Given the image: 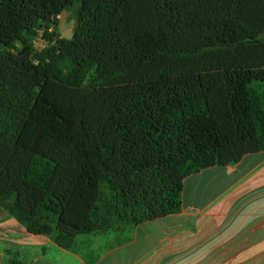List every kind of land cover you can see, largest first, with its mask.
<instances>
[{"label":"trees","instance_id":"1","mask_svg":"<svg viewBox=\"0 0 264 264\" xmlns=\"http://www.w3.org/2000/svg\"><path fill=\"white\" fill-rule=\"evenodd\" d=\"M261 152L264 0H0V207L28 233L179 214L188 177Z\"/></svg>","mask_w":264,"mask_h":264},{"label":"crops","instance_id":"2","mask_svg":"<svg viewBox=\"0 0 264 264\" xmlns=\"http://www.w3.org/2000/svg\"><path fill=\"white\" fill-rule=\"evenodd\" d=\"M14 257L26 264H264V152L188 177L179 214L80 235L71 249L28 233L0 209V264Z\"/></svg>","mask_w":264,"mask_h":264},{"label":"rangeland","instance_id":"3","mask_svg":"<svg viewBox=\"0 0 264 264\" xmlns=\"http://www.w3.org/2000/svg\"><path fill=\"white\" fill-rule=\"evenodd\" d=\"M63 21H64L63 25H62L63 31L67 34H74V32L77 28L76 19L73 18V16L68 13L63 17ZM35 44L38 46L39 49H42V46L46 45L45 41H43V39H42V36L37 37V39L35 40ZM215 178H218V180H221L219 177H215ZM222 184H221V186L223 187ZM222 187H220V188L222 189ZM0 209H2V211H5L1 207H0ZM6 213L8 214V212H6Z\"/></svg>","mask_w":264,"mask_h":264},{"label":"water","instance_id":"4","mask_svg":"<svg viewBox=\"0 0 264 264\" xmlns=\"http://www.w3.org/2000/svg\"><path fill=\"white\" fill-rule=\"evenodd\" d=\"M63 22H64V21H63V19H62L61 22H60L61 32L64 34V36H65L66 39H70V38L72 37L73 34H67V33H65V32L63 31V29H62Z\"/></svg>","mask_w":264,"mask_h":264},{"label":"built area","instance_id":"5","mask_svg":"<svg viewBox=\"0 0 264 264\" xmlns=\"http://www.w3.org/2000/svg\"><path fill=\"white\" fill-rule=\"evenodd\" d=\"M44 46H45V45H44ZM44 46H42V48H44ZM36 48H37L38 50H41V49H39V48H38V46H37V45H36Z\"/></svg>","mask_w":264,"mask_h":264}]
</instances>
